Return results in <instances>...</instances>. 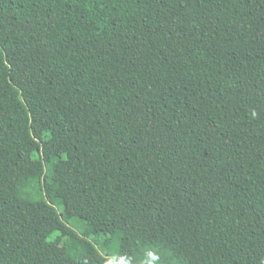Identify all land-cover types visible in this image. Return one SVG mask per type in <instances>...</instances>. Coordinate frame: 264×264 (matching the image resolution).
Instances as JSON below:
<instances>
[{"label":"trees","instance_id":"1","mask_svg":"<svg viewBox=\"0 0 264 264\" xmlns=\"http://www.w3.org/2000/svg\"><path fill=\"white\" fill-rule=\"evenodd\" d=\"M1 76L0 264H264V0H0Z\"/></svg>","mask_w":264,"mask_h":264},{"label":"rangeland","instance_id":"2","mask_svg":"<svg viewBox=\"0 0 264 264\" xmlns=\"http://www.w3.org/2000/svg\"><path fill=\"white\" fill-rule=\"evenodd\" d=\"M1 81L4 80V76H1ZM92 242L95 244V246L102 252L104 253V247H103V242L101 240L98 239H93ZM107 244H110V241L107 240L106 241Z\"/></svg>","mask_w":264,"mask_h":264}]
</instances>
